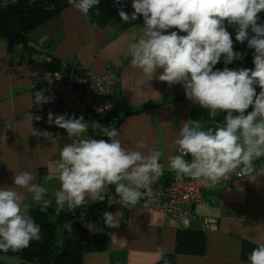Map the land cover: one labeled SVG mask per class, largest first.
Instances as JSON below:
<instances>
[{
    "label": "clouds",
    "instance_id": "1",
    "mask_svg": "<svg viewBox=\"0 0 264 264\" xmlns=\"http://www.w3.org/2000/svg\"><path fill=\"white\" fill-rule=\"evenodd\" d=\"M68 3L85 17L94 8L100 11V0ZM115 3L122 4V0ZM131 8L129 14L121 7L118 15L129 24L143 18L140 37L127 48L131 66L139 70L142 80L156 79L169 87L181 84L186 98L209 110L210 117L225 114L221 126L207 130H203L200 119L181 123L174 141L179 154L168 157L175 180L182 183L187 177L213 187L232 173L253 180L264 175V166L255 165L264 157V23H258L264 0H132ZM226 25L234 26L235 42H247V48L254 50V69L228 67L242 60L244 53L234 51L233 34ZM221 59L225 65L222 70L215 67ZM45 91L32 94L34 104L51 102ZM25 119L32 128V121L41 117L29 113ZM47 122L66 130L70 139L87 133L90 126L83 116L76 118L74 114L54 118L49 112ZM91 127L108 140L88 136L61 149L56 166L60 182L54 192L56 211L67 206L75 212L86 196L95 197L108 185L114 186L122 208L135 207L151 198L152 185L164 172V152L151 149L145 154L142 150L148 146L142 139L135 149L124 148L114 124L105 127L94 122ZM31 133L52 144L57 140L46 130L32 128ZM2 138L6 140L7 136ZM188 156L190 160L185 159ZM48 179L45 177V183ZM35 181L34 172L21 171L13 177L14 187L0 188V252H19L41 239V227L29 214L30 205L25 200L30 195L41 209L50 207L52 200L46 198L48 189ZM103 217L106 227L120 226V212L114 215L106 211ZM181 220L184 228L190 226L187 213ZM85 227L97 230L91 223ZM108 235L121 247L128 243L112 232ZM166 251L160 246L154 255L163 258ZM247 259L249 264H264V243H258Z\"/></svg>",
    "mask_w": 264,
    "mask_h": 264
},
{
    "label": "crops",
    "instance_id": "2",
    "mask_svg": "<svg viewBox=\"0 0 264 264\" xmlns=\"http://www.w3.org/2000/svg\"><path fill=\"white\" fill-rule=\"evenodd\" d=\"M143 20L129 27L114 22L104 24L85 17L72 5L63 7L52 19L28 33L26 41L11 44L0 39V188L14 187L13 177L21 171L34 172L36 183L48 189L46 198L52 200L48 208L56 209L54 192L60 188L57 163L61 149L78 139H102L99 129L89 119L87 133L70 139L66 130L47 122L44 112L32 128L52 133L54 144L43 136L33 135L26 122L32 94L43 89L39 75L45 66L43 55L53 62L51 68L75 66L90 68L97 74L111 70L117 75L115 127L118 139L126 149H135L139 140L151 149L162 150L164 172L156 182L168 181L175 174L168 168V157L179 154L174 141L179 136L182 122L200 119L203 130L222 125L223 116L212 118L207 109L188 100L181 84L169 87L156 79L144 82L138 69L131 66L127 48L141 35ZM175 29H170L172 31ZM184 35V33H179ZM160 74L158 70L157 75ZM64 115L63 113H52ZM2 136H7L4 140ZM106 140L108 138L105 136ZM190 160V156L185 157ZM264 166V157L255 162ZM45 177H48L45 183ZM23 191L22 189H16ZM115 194L112 185L106 186L95 197H85L75 212L65 206L61 211L86 213L87 223L95 226L90 238L83 242L79 264H161L164 258L171 264H249L251 251L264 243V175L253 180L239 176L230 182L208 187L202 202L195 208L199 216L188 228L155 209L140 203L132 208L112 206L108 199ZM118 196V195H117ZM25 203L30 212L36 207L31 196ZM120 212V226H105L103 213ZM30 214V213H29ZM205 217L216 218L209 229L201 226ZM109 232L127 240L121 247L111 241ZM160 246L166 248L163 258L154 254Z\"/></svg>",
    "mask_w": 264,
    "mask_h": 264
},
{
    "label": "trees",
    "instance_id": "3",
    "mask_svg": "<svg viewBox=\"0 0 264 264\" xmlns=\"http://www.w3.org/2000/svg\"><path fill=\"white\" fill-rule=\"evenodd\" d=\"M131 4L132 0H122V4H116L115 0H100L97 6L99 13L94 8L90 10L89 16L97 23L114 22L126 28L143 20L140 17L131 24L121 21L119 10L122 7L130 14L133 11ZM67 5H69L68 0H0V39L7 41L8 44L16 40L26 41L29 32L55 17ZM258 15V23H264V12ZM227 27L233 34L234 51L244 53L242 60L233 61L228 67L254 69L252 62L254 50L247 48V42L243 44L235 42L234 26ZM224 66L221 59L215 67L222 70ZM259 91L257 87V93ZM248 111H251V108ZM103 124L105 127L111 125L106 122ZM102 139L106 140L105 136ZM30 215L41 227V239L32 241L29 247L19 252H0V261L8 264L4 257H12L23 264H79L81 246L90 238L88 228L85 227L88 222L87 214L57 212L52 208L36 207L31 210ZM53 216L57 217L55 221L52 220ZM59 225L62 226L60 239L57 233ZM165 260L164 258L161 264H165ZM166 261L167 264H171L169 259Z\"/></svg>",
    "mask_w": 264,
    "mask_h": 264
},
{
    "label": "built area",
    "instance_id": "4",
    "mask_svg": "<svg viewBox=\"0 0 264 264\" xmlns=\"http://www.w3.org/2000/svg\"><path fill=\"white\" fill-rule=\"evenodd\" d=\"M46 62L40 79L43 82L45 96L51 97V102L37 105L33 103L34 96L29 106V113L36 115L44 112L63 113L67 116H83L84 122L97 120L108 124H116V104L113 101L117 89V75L106 70L97 74L90 68L78 69L75 66L51 68L52 62L48 56L43 55ZM33 103V104H32ZM88 131V130H87ZM235 173L219 181L214 186L230 182L237 178ZM208 187L199 181L185 178L182 183L175 180V174L168 181L155 182L152 185L153 196L141 201V205L155 209L171 219L182 224L181 215L187 213L191 221L199 217L195 208L203 200V192ZM111 204H120L119 196H108ZM149 199L152 202H149ZM216 218L205 217L201 220L204 229L212 228Z\"/></svg>",
    "mask_w": 264,
    "mask_h": 264
},
{
    "label": "rangeland",
    "instance_id": "5",
    "mask_svg": "<svg viewBox=\"0 0 264 264\" xmlns=\"http://www.w3.org/2000/svg\"><path fill=\"white\" fill-rule=\"evenodd\" d=\"M56 210V209H55ZM57 219L56 216H53L52 217V220L55 221ZM61 232H62V226L59 225L58 226V238L60 239L61 238ZM4 260L8 263V264H23L21 263L19 260L15 259V258H12V257H4Z\"/></svg>",
    "mask_w": 264,
    "mask_h": 264
},
{
    "label": "water",
    "instance_id": "6",
    "mask_svg": "<svg viewBox=\"0 0 264 264\" xmlns=\"http://www.w3.org/2000/svg\"><path fill=\"white\" fill-rule=\"evenodd\" d=\"M0 264H6V263H4V262L0 261Z\"/></svg>",
    "mask_w": 264,
    "mask_h": 264
}]
</instances>
